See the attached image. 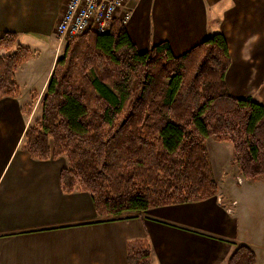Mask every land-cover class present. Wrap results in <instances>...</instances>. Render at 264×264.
I'll return each mask as SVG.
<instances>
[{
    "label": "trees",
    "instance_id": "obj_1",
    "mask_svg": "<svg viewBox=\"0 0 264 264\" xmlns=\"http://www.w3.org/2000/svg\"><path fill=\"white\" fill-rule=\"evenodd\" d=\"M2 51L0 100L20 95L16 72L33 55L15 34L0 37ZM230 66L221 33L181 56L165 41L139 52L116 19L67 44L25 148L34 159H66L62 190L90 193L100 216L215 197L209 137L233 144L244 179L264 180V104L232 96ZM127 263L152 264L148 239L127 242ZM227 264H257V255L239 244Z\"/></svg>",
    "mask_w": 264,
    "mask_h": 264
},
{
    "label": "crops",
    "instance_id": "obj_2",
    "mask_svg": "<svg viewBox=\"0 0 264 264\" xmlns=\"http://www.w3.org/2000/svg\"><path fill=\"white\" fill-rule=\"evenodd\" d=\"M66 2L0 0V37L15 34L33 52H50L40 97L60 56L56 25ZM134 7L125 27L139 52L165 41L181 56L221 33L231 55L232 96L264 104V0H141ZM33 65L34 57L16 72L20 95L0 100V264H128L127 242L134 239L149 240L152 264H227L239 244L264 264V201L254 212L241 201L257 180L241 175L233 145L231 159L221 145L210 155L219 191L205 201L100 216L90 193H65L66 159H34L25 148L29 111L40 104L28 95L38 86Z\"/></svg>",
    "mask_w": 264,
    "mask_h": 264
},
{
    "label": "built area",
    "instance_id": "obj_3",
    "mask_svg": "<svg viewBox=\"0 0 264 264\" xmlns=\"http://www.w3.org/2000/svg\"><path fill=\"white\" fill-rule=\"evenodd\" d=\"M141 0H67L65 11L56 25L60 39H74L87 32L110 30L114 20L124 25L131 18L134 4Z\"/></svg>",
    "mask_w": 264,
    "mask_h": 264
},
{
    "label": "rangeland",
    "instance_id": "obj_4",
    "mask_svg": "<svg viewBox=\"0 0 264 264\" xmlns=\"http://www.w3.org/2000/svg\"><path fill=\"white\" fill-rule=\"evenodd\" d=\"M71 40L72 39H65L63 41L62 46L60 47V56L63 53L64 49L66 48L67 44ZM32 52H33V50H32ZM40 52L41 51H37L36 52V50H34L33 55L30 58V59H32L34 57V61H35V65L31 66L30 68H32L33 71H35L36 73H38L37 74V77H39V78L35 79L38 82V86L36 87L37 89L36 88L35 89L34 88H31V91L28 94L29 97H30L29 100H31V101H33L35 103L38 101V104H39V101H40L39 106H37L38 107L37 110H34L33 109V106H32V109L29 111V112H31V111L34 112V114H33V123H34L35 120H37L38 118L41 117V111H42L41 100H42V97H43V95H44V93H45L46 90L42 94V97H40V93H39L40 87H39V84L44 80V76L47 73L48 64H49L50 59H51L50 52L49 53L44 52L43 55ZM0 55H6V53L5 54H0ZM54 67H55V65H54ZM30 78H31V76H30ZM37 96H39V97H37ZM218 145H221V147L219 146V150L221 149L222 152L226 153V156L228 155L229 158L231 159V148H232V145L233 144L231 142L221 143V142L217 141L214 137H209L207 139V148H208L209 154L212 156V158H214V154L215 155L218 154V152H217V150L215 148ZM233 161H234V146H233ZM241 201H249L248 202L249 203V206L252 209V211L254 212L255 209L260 206L259 201H264V180L263 179L257 180V182L254 184V186H252L251 188L248 189L246 195L244 196V198ZM257 215H258L257 212H256V216H255V214L253 215V217L255 218L253 222L259 223L257 221V218H258Z\"/></svg>",
    "mask_w": 264,
    "mask_h": 264
},
{
    "label": "bare ground",
    "instance_id": "obj_5",
    "mask_svg": "<svg viewBox=\"0 0 264 264\" xmlns=\"http://www.w3.org/2000/svg\"><path fill=\"white\" fill-rule=\"evenodd\" d=\"M57 33V32H56ZM57 35H58V33H57ZM59 36V35H58Z\"/></svg>",
    "mask_w": 264,
    "mask_h": 264
}]
</instances>
